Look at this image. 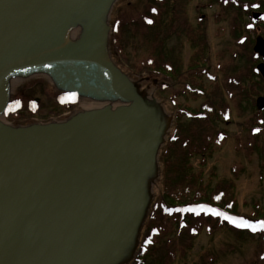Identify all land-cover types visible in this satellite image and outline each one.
<instances>
[{
	"label": "water",
	"instance_id": "1",
	"mask_svg": "<svg viewBox=\"0 0 264 264\" xmlns=\"http://www.w3.org/2000/svg\"><path fill=\"white\" fill-rule=\"evenodd\" d=\"M116 1L0 0V264H130L137 255L152 201L137 221L121 203L135 179L158 176L169 120L110 57ZM77 20L80 40L58 42ZM12 74L46 77L56 92L102 107L11 124ZM256 107L264 111V97ZM124 241L132 243L122 260Z\"/></svg>",
	"mask_w": 264,
	"mask_h": 264
},
{
	"label": "rangeland",
	"instance_id": "2",
	"mask_svg": "<svg viewBox=\"0 0 264 264\" xmlns=\"http://www.w3.org/2000/svg\"><path fill=\"white\" fill-rule=\"evenodd\" d=\"M157 0H117L109 14L108 22L111 28L109 36L110 57L123 73L139 84V91L145 93L147 99L156 103L158 114L165 116L169 123L165 129V139L161 148L163 151L169 145L175 134V116L182 112L181 132L186 136L197 133L201 138L205 136L202 126L195 121V113L206 99L212 101L220 110L218 116L225 114L226 118L213 123V132L216 138L211 151L204 157H195L192 167L195 172L202 171L207 180L234 182L238 199V216L227 217L207 207H201L195 212L207 215L221 216L225 223L213 225L210 230L203 227L196 237L183 233L181 235L165 237L161 241V250L157 249L153 260H159L161 254L167 250L178 248L176 260L173 264H264V241L259 237H251L246 233H237L230 226L239 229L259 231L263 224L252 222L247 217L256 212V206L264 208V125L253 128V119L258 116L256 101L264 97V87L260 79L254 76L250 83L252 88L258 89L253 93L249 90L246 75V63L239 56V49L234 47V35L229 34L231 20L234 12H225L213 0H161L162 5L156 6ZM151 8V9H150ZM152 12L160 16L151 18ZM205 14L204 20L205 40L209 56V68L205 77L206 99L199 98L188 89L190 85L186 71L194 52L189 48L183 35V28L196 25L200 22L199 16ZM221 16L223 23L219 21ZM218 18V19H217ZM146 20L152 24L146 27ZM223 28V31H221ZM224 28L226 30H224ZM222 32V33H221ZM233 42V44H232ZM119 53H115V49ZM153 56L155 63L159 64L161 58L169 59L175 64L179 78H165L160 72L153 74L138 71L146 60ZM154 63V62H153ZM155 64V65H156ZM140 78H149V81L138 83ZM152 79L157 80L154 85ZM46 81L43 87L40 82ZM166 83V85H161ZM168 84V85H167ZM46 90L44 93L43 90ZM13 111L21 101L23 95L37 100L34 109H39V116L46 115L63 101V96L56 94L47 79L31 78L21 81L11 91ZM26 104H29L27 101ZM91 105L85 101L79 110ZM91 107V106H90ZM39 116L28 119V122H18L14 125H28L30 122L41 119ZM193 117V118H192ZM262 119V114L260 116ZM13 123V122H12ZM20 123V124H19ZM200 123V122H199ZM196 131V132H195ZM258 135L255 136L254 134ZM225 136L221 141L219 136ZM179 153V148H171V157ZM161 150L157 153L158 176L150 186L151 207L160 193L162 181ZM149 182V181H148ZM150 207V210H151ZM150 210L148 216L150 214ZM149 217L146 218L148 221ZM156 224H162L157 221ZM196 222L190 226L194 229ZM209 225V224H208ZM145 225L139 232V241L145 234ZM170 246V247H168ZM185 249V255L181 250ZM138 253V252H137ZM133 261L130 263L132 264ZM120 264H127L122 261ZM148 264H155L150 259Z\"/></svg>",
	"mask_w": 264,
	"mask_h": 264
},
{
	"label": "trees",
	"instance_id": "3",
	"mask_svg": "<svg viewBox=\"0 0 264 264\" xmlns=\"http://www.w3.org/2000/svg\"><path fill=\"white\" fill-rule=\"evenodd\" d=\"M156 6L162 5L161 0H157ZM151 9V8H150ZM151 18L161 19L158 14L152 12L149 15ZM146 27H151L152 24L146 20ZM192 38L194 47L199 46L204 50L203 45L198 40V34H195ZM115 49V48H114ZM115 53H119L115 49ZM197 52L194 53L190 60L191 67L197 64ZM154 62V63H153ZM153 56L151 55L149 60H146L142 68L139 69V73L144 72H160L165 78H170V73H174V78H178L175 66L169 65V60L161 58L159 64H156ZM177 77V78H176ZM173 77L171 76V79ZM40 84L44 87L45 81H41ZM198 87V82L192 80V83L188 88L193 89ZM190 89V90H191ZM258 89H254L252 92L258 95ZM44 93L46 90H43ZM191 92V91H190ZM47 93V92H46ZM29 104H26V102ZM34 102L32 97L23 95L21 98L20 106L8 115L7 119L10 122L18 123L21 121L28 122V119L39 116V109H33L31 103ZM75 105L71 104H58L51 112L46 115L39 116L41 120H49L51 117H60L64 112L71 111L75 108ZM214 108L210 106L208 102L203 104L201 108L194 112L195 121H197L202 129L204 125L208 128L209 124H213L216 120L226 118L225 114L216 117ZM183 112V111H182ZM182 112L178 111L176 119L175 134L173 139L170 140L169 145L161 156L162 163V181L161 190L152 205L149 219L146 223L145 234L142 239L141 246L139 248L138 256L132 264H148L151 259L155 264H173L176 260V252L179 249H168L167 254H161L159 260L154 258V254L157 249L162 248L161 241L171 234L172 236L181 235L183 233L189 234L192 237H196L203 227L210 228L219 223L223 225L225 220L221 217L235 216L238 214V199L236 194V186L234 182L218 181L216 183L212 180H207L202 171L195 172L192 167V160L195 157H204L211 151V146L214 143V138L209 137L207 134L201 138L197 133L186 136L181 132V118ZM261 114H258L253 119V128H259L263 126ZM193 118V117H192ZM218 118V119H217ZM200 122V123H199ZM196 132V131H195ZM257 136L258 134H254ZM225 137L219 136V140H223ZM179 148V153L173 158L171 157V148ZM199 207H209L220 212L221 216L207 215L203 212H195ZM256 212L247 217L252 222L262 223L263 226L259 231H251L248 229H239L230 226L232 230L237 233H246L251 237H259L264 241V208L256 206ZM161 221L162 224H156L157 221ZM196 222L198 225L191 229L190 226ZM209 224V225H208ZM170 247V246H168ZM183 256L185 255V249L181 250Z\"/></svg>",
	"mask_w": 264,
	"mask_h": 264
},
{
	"label": "flooded vegetation",
	"instance_id": "4",
	"mask_svg": "<svg viewBox=\"0 0 264 264\" xmlns=\"http://www.w3.org/2000/svg\"><path fill=\"white\" fill-rule=\"evenodd\" d=\"M214 1H216L217 4L220 5L225 12H228L229 10L232 13L234 12V17L231 20V30L229 31V34L234 35V47L237 46L239 51H241L239 53V56L242 58V61L246 63V75L245 73H243L244 78L246 79V81H248V83H250L253 77L257 76L260 79L259 83H261L262 87H264V77L261 70L259 69H264V0H213V2ZM218 17L220 21L221 16L218 15ZM205 19L206 15L202 14L199 16L200 22H197L196 25H189V23H187V25L183 28V35L186 38L187 44L190 45L189 48L191 47L193 52H197L198 54L197 64L191 67L189 61L188 69L186 71L187 78H190L188 79L189 83L191 84L192 80L196 79V81L198 82V87L193 89L190 88L191 90L189 88L188 89L192 94L195 93L197 96H199V98L202 99H206V93H209V91L206 92L205 88V77L208 76L206 66L207 69L210 66L209 56L207 54V44L205 40ZM220 22L223 23L222 20ZM224 30L226 29L224 28ZM221 31H223V28H221ZM195 34H198V40L203 45L204 50H202L199 46H193L192 38H194L193 36ZM258 46H261V49L263 51L262 55L258 52H255V48ZM174 64L175 63L173 61L169 60V65L173 66ZM172 72L173 71H171L169 75L170 79L171 76L174 78V73ZM179 77L180 75H178V78ZM45 79L47 78L45 77ZM48 82L50 83L49 80ZM152 82L154 85H157L154 79H152ZM248 87L249 90H251L252 84L250 83ZM52 90L60 96L64 95L56 92L53 87ZM85 101L89 100L79 98L76 103L81 106ZM206 102H208L210 106L214 108V117H216L218 114L217 111L220 110V108L216 107L215 104L208 99H206L203 104H205ZM79 106L71 111L64 112L62 114L64 115L63 117H67V113L70 114L71 112H75L76 109H79ZM37 120L41 121V119ZM202 130H204L205 135L207 134L209 137H213L215 140L217 134L213 132V124H209L208 128H206V126L204 125Z\"/></svg>",
	"mask_w": 264,
	"mask_h": 264
},
{
	"label": "bare ground",
	"instance_id": "5",
	"mask_svg": "<svg viewBox=\"0 0 264 264\" xmlns=\"http://www.w3.org/2000/svg\"><path fill=\"white\" fill-rule=\"evenodd\" d=\"M77 29H72V30H68L65 33H63V35L65 36H61L60 38H58V42H63L67 45H73L74 43H76L77 41L80 40L83 30L81 29L80 26H83V21H78ZM56 47L61 50L62 46L60 44H57ZM7 79H13V81H11V83L13 84V87L17 84H19L22 79L19 78L16 74H12L10 75ZM118 104H115L114 109H116L118 106ZM91 106V107H90ZM85 109H100L102 107L101 104L99 103H94L91 104L89 106L85 105ZM156 136L157 138H159V136H161V132L159 133L158 131L156 132ZM148 171V170H146ZM137 172V171H136ZM136 172H134L136 174ZM148 176V174H147ZM150 186L148 184V182L143 181L142 178H140L137 182V179H135L130 186V196L129 199L127 200H122V207L124 209H127V213L124 217H128L131 216L132 220L136 219V221L138 220L139 216L142 217L143 213H144V204L145 201H148L150 198ZM143 204V205H142ZM143 207V209L141 210L140 207ZM130 221V219L128 220ZM133 240V239H132ZM131 243L132 241L129 243H126L125 241L123 242V244H120L117 253L121 255L122 260L126 258V255L129 253V251L131 250ZM116 260H120V257L117 256ZM108 262V261H107ZM115 262L114 261H109L108 264H111Z\"/></svg>",
	"mask_w": 264,
	"mask_h": 264
}]
</instances>
